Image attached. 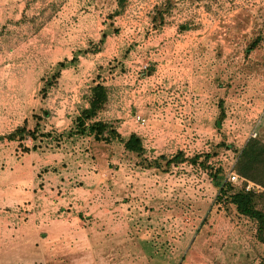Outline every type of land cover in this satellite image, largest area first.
I'll return each mask as SVG.
<instances>
[{"label": "rangeland", "instance_id": "obj_1", "mask_svg": "<svg viewBox=\"0 0 264 264\" xmlns=\"http://www.w3.org/2000/svg\"><path fill=\"white\" fill-rule=\"evenodd\" d=\"M165 4L0 0V136L20 126L50 133L0 140V217L26 223L37 243L31 261L0 264L264 259L253 221L218 197L200 163L163 171L143 162L177 151L209 155L228 181L264 112V0H177L167 11ZM102 32L101 51L83 53ZM96 81L109 97L99 119L122 139L140 135L143 157L119 139L67 135ZM257 128L264 141V126Z\"/></svg>", "mask_w": 264, "mask_h": 264}, {"label": "trees", "instance_id": "obj_2", "mask_svg": "<svg viewBox=\"0 0 264 264\" xmlns=\"http://www.w3.org/2000/svg\"><path fill=\"white\" fill-rule=\"evenodd\" d=\"M175 1L177 0H167V4L163 7L164 10L167 11V9L172 8ZM125 3L126 0H118V5L121 8ZM162 16L163 13L158 15L160 20H163ZM153 19L156 20L155 18ZM105 38L106 33L102 32L101 38L98 42L92 44V48L81 51L83 53L92 54L100 52ZM74 59H76V56L72 58V60ZM58 66L60 68L63 67L64 62H59ZM58 74L59 71L53 73L51 79H55ZM49 85H51V80L46 81L43 91L46 90ZM108 98L107 86L99 81L93 82V84L90 85L89 93L86 96L87 106L81 108L79 113L73 118L72 126L69 128L67 135H92L95 140L105 143H110L114 139H119L123 142L126 151L143 157L146 148L140 135L132 132L126 139H122L114 125L99 119V114L108 102ZM220 104L222 105V102ZM224 116L225 114L222 110L219 120L222 121ZM26 135H30L34 142L38 139V136L46 137L49 136L50 133L40 132L38 126L33 130H29L25 126H20L12 132L0 136V140L7 139L21 141ZM58 136L61 137L62 134H59ZM24 149L26 151H29V149L33 150L35 149V144H33L31 148ZM208 157L209 155H205V159L199 160L200 155L188 157L184 152L177 151L170 156L161 154L153 159L143 158V162H145L144 167H161L163 171H166L171 165L176 166L184 162H189L191 164L200 163L202 167L208 170L210 177L214 181V185L218 188V197H221L222 200L224 199L226 203L232 206L238 216H244L253 221L255 225L256 240L257 242L264 244V193L256 194L254 192H246L243 188L239 186L237 187L229 181H224V176H221V170L218 168L212 170V166L207 164ZM235 170L239 175L264 186V141L258 137L249 138L241 149L236 161ZM261 262H264V259Z\"/></svg>", "mask_w": 264, "mask_h": 264}, {"label": "crops", "instance_id": "obj_3", "mask_svg": "<svg viewBox=\"0 0 264 264\" xmlns=\"http://www.w3.org/2000/svg\"><path fill=\"white\" fill-rule=\"evenodd\" d=\"M190 52L194 53V51ZM141 106L143 107V104ZM14 216L16 215H13L11 218H13ZM27 222L30 223V219H28ZM9 225L11 227H9ZM29 229L30 227H27L26 223H16L13 221L12 224L8 220V217H0V259H2V261L13 260L21 262L26 258H28L29 261L32 260L33 250H36V247L33 246H36L37 243L32 242V238L30 236V233L28 232ZM16 230H18L19 233L18 235L13 236L12 234ZM40 253V257L45 258V254L42 253L41 249ZM202 261L204 262V260ZM252 264H264V262L261 263V261L256 260Z\"/></svg>", "mask_w": 264, "mask_h": 264}, {"label": "built area", "instance_id": "obj_4", "mask_svg": "<svg viewBox=\"0 0 264 264\" xmlns=\"http://www.w3.org/2000/svg\"><path fill=\"white\" fill-rule=\"evenodd\" d=\"M262 117H264V112L261 114V117L257 118V120L254 121V125L247 135V139L242 142V147L245 145L249 138H257L259 136L257 127L261 125L264 126V118ZM137 121L140 124L145 123V119L141 116H137ZM227 180L233 184H238L239 187L243 188L246 192L264 193V186L239 175L236 172L234 166L228 171Z\"/></svg>", "mask_w": 264, "mask_h": 264}, {"label": "water", "instance_id": "obj_5", "mask_svg": "<svg viewBox=\"0 0 264 264\" xmlns=\"http://www.w3.org/2000/svg\"><path fill=\"white\" fill-rule=\"evenodd\" d=\"M218 125H219V122H218Z\"/></svg>", "mask_w": 264, "mask_h": 264}]
</instances>
